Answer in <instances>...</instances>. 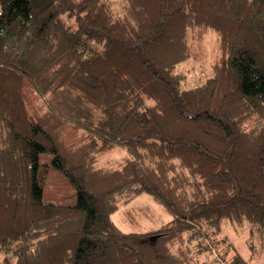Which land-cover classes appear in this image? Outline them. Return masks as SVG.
Returning a JSON list of instances; mask_svg holds the SVG:
<instances>
[{
	"label": "trees",
	"instance_id": "16d2710c",
	"mask_svg": "<svg viewBox=\"0 0 264 264\" xmlns=\"http://www.w3.org/2000/svg\"><path fill=\"white\" fill-rule=\"evenodd\" d=\"M207 30L211 75L181 89ZM49 166L74 203L42 200ZM139 192L172 219L120 229ZM226 221L264 227V0H0V264H245Z\"/></svg>",
	"mask_w": 264,
	"mask_h": 264
},
{
	"label": "rangeland",
	"instance_id": "374dc122",
	"mask_svg": "<svg viewBox=\"0 0 264 264\" xmlns=\"http://www.w3.org/2000/svg\"><path fill=\"white\" fill-rule=\"evenodd\" d=\"M188 35L190 55L174 70L184 74L179 86L181 89L198 85L211 75L212 65L220 52L218 38L213 31H204L198 39H192L190 31ZM76 136V131L68 128L63 133V141L67 144L75 143ZM124 154L123 148L113 147L98 156L97 164L117 166L121 163ZM49 157L48 155V161ZM42 158L46 157L42 156ZM42 200L61 204H72L75 201L74 187L60 171L52 166H49ZM111 218L123 231L143 232L167 223L172 219V215L155 202L148 193L139 192L122 201L111 214ZM222 234L238 248L246 260L245 264H264V227L262 231H259L247 221L242 223L226 221L223 224ZM207 240L209 241L207 237L203 238L205 244ZM210 244L209 241L206 246L209 247ZM211 250L212 252L207 250L198 257V264H227L213 249Z\"/></svg>",
	"mask_w": 264,
	"mask_h": 264
}]
</instances>
